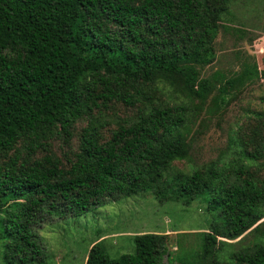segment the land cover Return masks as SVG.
Returning a JSON list of instances; mask_svg holds the SVG:
<instances>
[{"label": "trees", "instance_id": "obj_1", "mask_svg": "<svg viewBox=\"0 0 264 264\" xmlns=\"http://www.w3.org/2000/svg\"><path fill=\"white\" fill-rule=\"evenodd\" d=\"M230 1L0 0V264H48L49 225L149 192L218 216L205 254L251 235L213 264H264V108L215 159L190 156L194 135L264 79V52L262 69L201 74ZM170 241L139 233L111 257L95 240L84 264H173Z\"/></svg>", "mask_w": 264, "mask_h": 264}, {"label": "rangeland", "instance_id": "obj_2", "mask_svg": "<svg viewBox=\"0 0 264 264\" xmlns=\"http://www.w3.org/2000/svg\"><path fill=\"white\" fill-rule=\"evenodd\" d=\"M221 21L224 27H220L215 39V59L202 69L201 74L208 76L212 71L220 70L230 75L240 70L245 62H256L262 69L264 0H231L228 13ZM262 96L264 79L244 89L221 116L213 117L207 128L200 129L192 142L191 162L200 165L215 159L218 151L226 146L228 136L235 135L239 126L248 120L250 110L264 108ZM203 115L197 117L192 129L198 128ZM174 166L186 173L190 171L184 161ZM205 205L200 199L187 206L176 202L159 203L151 192L107 202L85 216L64 221L63 226L53 223L41 231L51 252L48 264H84L86 251L95 240H102V247L111 257L131 253L134 249L132 237L143 232L171 234L168 253L162 259L165 263L213 264L216 251L227 259L249 249L251 235L238 242L239 238L225 239L223 245L217 244L218 237L210 248L212 252L205 254L202 249L204 234L210 224L219 220L216 214L208 213ZM60 226L65 231H61ZM96 234L101 237L97 239ZM66 237L67 246H63L61 240Z\"/></svg>", "mask_w": 264, "mask_h": 264}]
</instances>
